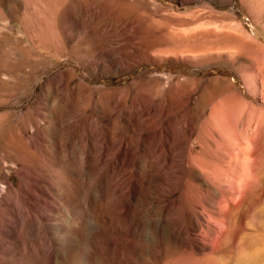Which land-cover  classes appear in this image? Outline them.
I'll use <instances>...</instances> for the list:
<instances>
[{"label":"rangeland","instance_id":"obj_1","mask_svg":"<svg viewBox=\"0 0 264 264\" xmlns=\"http://www.w3.org/2000/svg\"><path fill=\"white\" fill-rule=\"evenodd\" d=\"M0 264H264V0H0Z\"/></svg>","mask_w":264,"mask_h":264},{"label":"bare ground","instance_id":"obj_2","mask_svg":"<svg viewBox=\"0 0 264 264\" xmlns=\"http://www.w3.org/2000/svg\"><path fill=\"white\" fill-rule=\"evenodd\" d=\"M151 174H152V172H150ZM156 173V172H155ZM240 186V185H239ZM239 188V187H238ZM134 189V188H133ZM133 189H131V195H132V198L133 197H135V193L134 192H136L135 190H133ZM137 194V193H136ZM133 199H135V198H133Z\"/></svg>","mask_w":264,"mask_h":264}]
</instances>
